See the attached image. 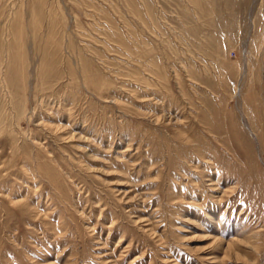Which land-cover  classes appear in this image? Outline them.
<instances>
[{
  "label": "rangeland",
  "instance_id": "1",
  "mask_svg": "<svg viewBox=\"0 0 264 264\" xmlns=\"http://www.w3.org/2000/svg\"><path fill=\"white\" fill-rule=\"evenodd\" d=\"M0 264H264V0H0Z\"/></svg>",
  "mask_w": 264,
  "mask_h": 264
}]
</instances>
